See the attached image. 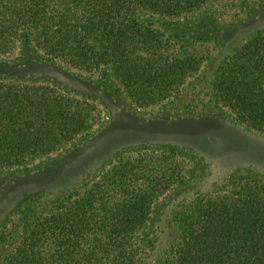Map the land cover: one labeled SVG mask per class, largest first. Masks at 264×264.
Listing matches in <instances>:
<instances>
[{"label":"trees","instance_id":"obj_1","mask_svg":"<svg viewBox=\"0 0 264 264\" xmlns=\"http://www.w3.org/2000/svg\"><path fill=\"white\" fill-rule=\"evenodd\" d=\"M227 1L0 0V53L29 41L70 68L110 73L129 98L150 104L181 91L202 57L182 54L141 14L185 17ZM212 89L264 133V35L233 51ZM93 118L89 104L48 84L0 79V166L51 156L88 134ZM183 164L175 151L114 163L14 240L0 234V264H264V186L255 181L181 203L163 235L148 229L160 195L189 177Z\"/></svg>","mask_w":264,"mask_h":264},{"label":"rangeland","instance_id":"obj_2","mask_svg":"<svg viewBox=\"0 0 264 264\" xmlns=\"http://www.w3.org/2000/svg\"><path fill=\"white\" fill-rule=\"evenodd\" d=\"M140 18L169 34L182 54L202 57L182 90L163 101L129 98L110 73L70 68L29 41L0 53V79L48 84L89 104L94 114L88 134L66 141L51 156L0 166V234L11 233L14 240L109 166L148 152L175 151L189 176L156 201L148 229L158 236L181 203L247 182L264 186V133L241 123L212 89L233 51L264 35V0L213 3L185 17L144 12Z\"/></svg>","mask_w":264,"mask_h":264}]
</instances>
